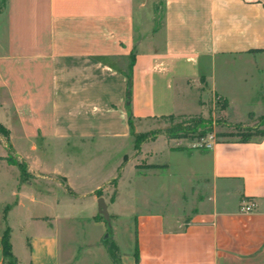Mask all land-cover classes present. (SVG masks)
I'll use <instances>...</instances> for the list:
<instances>
[{
	"label": "crops",
	"instance_id": "obj_1",
	"mask_svg": "<svg viewBox=\"0 0 264 264\" xmlns=\"http://www.w3.org/2000/svg\"><path fill=\"white\" fill-rule=\"evenodd\" d=\"M215 96L233 121L264 115V0H5L0 9V122L31 153L37 141L112 135L116 122L127 134L133 120L203 112ZM196 150L209 164L210 195L189 214L165 202L132 214L131 264H264V134ZM8 157L0 264L6 229L17 264L94 256L86 244L64 246L62 224L74 216L60 193L88 194L74 175L29 155L22 181ZM106 184L90 192L100 197ZM245 202L256 206L241 211Z\"/></svg>",
	"mask_w": 264,
	"mask_h": 264
},
{
	"label": "rangeland",
	"instance_id": "obj_2",
	"mask_svg": "<svg viewBox=\"0 0 264 264\" xmlns=\"http://www.w3.org/2000/svg\"><path fill=\"white\" fill-rule=\"evenodd\" d=\"M224 108V101L215 96L207 102L203 112L133 120L127 134L121 123L116 122L109 129L112 135L85 140L37 141L32 153L29 144L11 143L8 129L0 122V134L5 136V141H0V153L4 154L0 156H9V162L21 173L22 181L29 179L26 174L24 176L28 165L23 156H40L51 167L58 164L72 173L79 186H83L82 191H87L88 194L77 201H70L69 198L78 195L70 188L60 193L63 194L64 215L74 216L62 224L63 241L65 249L69 246L78 248V243L86 244L95 255L82 254L74 261L64 257V264H117L109 254L111 242L117 246L114 253L118 262L131 264L134 252L132 214L157 209L164 202L174 204L172 211L175 213L189 214L196 204H200L202 194L210 195L213 182L206 176L208 161L195 153L196 149L205 148V140L236 139L264 133V115L253 114L247 121L238 122L228 119ZM196 115L201 116L210 128L198 127L195 131L189 129L182 133L175 129L178 124L186 126L190 117ZM0 116L5 114L0 113ZM154 162L168 163L169 169ZM101 182L107 184L95 193L103 196L108 204L110 224L99 213V197L95 198L90 192ZM3 195L7 197L6 204L12 201L8 190ZM93 214L102 226L95 225ZM106 235L108 239L104 241ZM77 252L76 249L75 254Z\"/></svg>",
	"mask_w": 264,
	"mask_h": 264
},
{
	"label": "trees",
	"instance_id": "obj_3",
	"mask_svg": "<svg viewBox=\"0 0 264 264\" xmlns=\"http://www.w3.org/2000/svg\"><path fill=\"white\" fill-rule=\"evenodd\" d=\"M5 3V0H0V9L3 7ZM175 114H169V116L174 117ZM180 115V114H179ZM191 119L188 120V124L185 126L184 124H178L175 126V129L180 131V133H182V131L185 130H193L195 131L198 127H202V128H210L209 126H207V124L205 123L204 119L201 116H192L190 117ZM2 127V125L0 124V128ZM264 134V133H262ZM249 136L246 137H242V140H247ZM175 149V148H173ZM108 238L104 237V241H106ZM2 245H3V260H4V264H17L18 260L17 257L15 256V254L13 253V249H12V242H11V238H10V230L6 229L5 232L2 235ZM117 249V246L111 242V244L108 247L109 250V254L116 260L117 264H120L116 258V255L114 253V251Z\"/></svg>",
	"mask_w": 264,
	"mask_h": 264
},
{
	"label": "water",
	"instance_id": "obj_4",
	"mask_svg": "<svg viewBox=\"0 0 264 264\" xmlns=\"http://www.w3.org/2000/svg\"><path fill=\"white\" fill-rule=\"evenodd\" d=\"M98 208H99V213L104 217L105 220L109 222L110 220V214L108 210V204L106 203V200L103 196H100L98 198ZM110 224V222H109ZM108 237L107 235L105 238Z\"/></svg>",
	"mask_w": 264,
	"mask_h": 264
},
{
	"label": "built area",
	"instance_id": "obj_5",
	"mask_svg": "<svg viewBox=\"0 0 264 264\" xmlns=\"http://www.w3.org/2000/svg\"><path fill=\"white\" fill-rule=\"evenodd\" d=\"M213 140L214 139L205 140L204 142L205 148H210L213 144ZM255 206L256 204L254 202H245L241 207V211L250 212L255 208Z\"/></svg>",
	"mask_w": 264,
	"mask_h": 264
}]
</instances>
